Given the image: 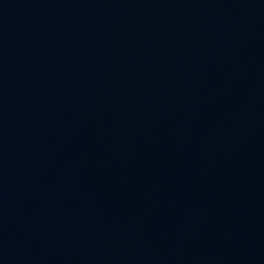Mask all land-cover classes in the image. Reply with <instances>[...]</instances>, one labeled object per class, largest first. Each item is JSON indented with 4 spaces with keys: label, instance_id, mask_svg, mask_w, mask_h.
Returning <instances> with one entry per match:
<instances>
[{
    "label": "water",
    "instance_id": "95a60500",
    "mask_svg": "<svg viewBox=\"0 0 264 264\" xmlns=\"http://www.w3.org/2000/svg\"><path fill=\"white\" fill-rule=\"evenodd\" d=\"M0 264H264V0H0Z\"/></svg>",
    "mask_w": 264,
    "mask_h": 264
}]
</instances>
